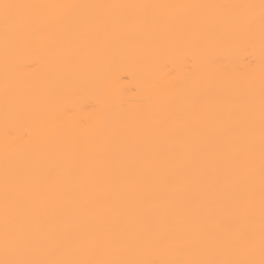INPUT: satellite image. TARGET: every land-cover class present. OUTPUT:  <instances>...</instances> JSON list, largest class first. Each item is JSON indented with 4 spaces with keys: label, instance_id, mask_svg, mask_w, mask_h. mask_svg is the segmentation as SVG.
<instances>
[{
    "label": "snow or ice",
    "instance_id": "obj_1",
    "mask_svg": "<svg viewBox=\"0 0 264 264\" xmlns=\"http://www.w3.org/2000/svg\"><path fill=\"white\" fill-rule=\"evenodd\" d=\"M47 8L66 10V28L89 25L91 43L69 49L56 33L42 40L47 17L41 10ZM242 37L258 38L264 50V0H0L5 120L13 109L38 112L49 97L80 87L118 90L126 77L104 82L94 72L117 47L152 58L185 42L205 50ZM33 47L51 67L40 96L26 95L12 72L16 57ZM184 63L190 65L191 57ZM173 112L179 115L164 122L110 118L108 145L88 161L79 160L71 144L56 141L27 159L6 150L0 264H264V80L258 91L250 85L210 94L197 86Z\"/></svg>",
    "mask_w": 264,
    "mask_h": 264
},
{
    "label": "bare ground",
    "instance_id": "obj_2",
    "mask_svg": "<svg viewBox=\"0 0 264 264\" xmlns=\"http://www.w3.org/2000/svg\"><path fill=\"white\" fill-rule=\"evenodd\" d=\"M11 2L39 5L74 4H232L259 3V0H11ZM47 17L42 40L56 33L69 49H84L92 40L90 26L65 27L66 10H41ZM185 14L187 10H173ZM185 57L192 63L186 65ZM34 66L28 67L33 64ZM167 66V67H165ZM176 71L172 76L170 68ZM12 72L19 88L29 96L46 92L51 67L39 47L26 49L16 57ZM100 81L120 76L119 89L101 92L96 88L80 87L47 99L38 112L13 109L5 120L3 107V44L0 41V187H2L3 159L7 150L11 155L27 159L39 152L46 142L71 144L77 158L88 161L102 151L112 137L110 118L126 122L149 118L160 122L176 118L173 106L182 103L197 86L210 94L225 91H244L254 85L257 91L264 80V50L259 39L240 38L228 47L201 50L191 42L161 51L152 58L130 54L124 47L115 48L110 57L94 69ZM65 107L72 112L65 113ZM155 258V257H153Z\"/></svg>",
    "mask_w": 264,
    "mask_h": 264
}]
</instances>
